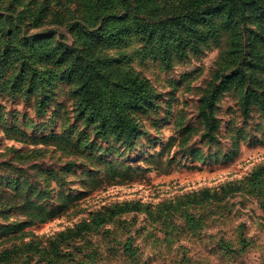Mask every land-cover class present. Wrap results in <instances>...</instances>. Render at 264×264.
I'll return each instance as SVG.
<instances>
[{
  "label": "rangeland",
  "instance_id": "374dc122",
  "mask_svg": "<svg viewBox=\"0 0 264 264\" xmlns=\"http://www.w3.org/2000/svg\"><path fill=\"white\" fill-rule=\"evenodd\" d=\"M76 1L0 0V50L11 53L0 76V252L13 250L4 264H264V11L236 15L231 35L209 7L208 38L170 60L144 56L135 37L95 52L147 81L127 142L82 111L71 57L28 59L40 43L87 38ZM23 60L33 75L59 73L45 101L37 78L13 92ZM115 205L127 210L112 215Z\"/></svg>",
  "mask_w": 264,
  "mask_h": 264
},
{
  "label": "trees",
  "instance_id": "16d2710c",
  "mask_svg": "<svg viewBox=\"0 0 264 264\" xmlns=\"http://www.w3.org/2000/svg\"><path fill=\"white\" fill-rule=\"evenodd\" d=\"M149 1L77 0L76 4L84 9V16L79 15L83 19V23L79 22V29L83 30L81 33H87V38L80 43L74 39L71 44L59 40L57 45L43 42L27 51L28 59H32L33 64L47 61L54 63L56 58L60 62H66L71 57V61L67 63L68 74L74 75V81H79L78 86L82 87V111L89 110L88 115L98 123L100 132H109L117 139L127 142H133L139 130L138 122L132 116L133 110L149 100L147 81L128 71L117 70L114 73L111 60L105 64L108 57L95 52L102 48L125 46L135 37L140 39L145 48L144 56L151 50L153 55L162 53L166 56L163 59L170 60L175 53L186 55L188 48L199 49L201 42L208 38L202 25L211 21L212 15L207 12L209 7L212 6L214 12L221 17L219 27L231 35L239 34L241 20L254 16L256 11H264V2L256 0H177L174 3L176 6L170 11L155 6L149 9ZM236 15L241 20L234 21ZM255 38L264 44V33H257ZM21 56L24 59V55ZM10 59V48L5 52L0 50V76L3 80L6 78L5 72ZM16 60L19 61L17 58ZM20 62V71L11 77L13 92L15 88L24 85L34 87L32 79L37 78L42 87V101H45L46 90L60 76L59 73L50 68L33 75V70L37 68L30 71L23 63L24 60ZM106 65H109L111 71ZM29 77L32 79L29 80ZM107 86L114 90L105 89ZM0 89L6 90L7 87L0 84ZM246 102L251 103V100L247 99ZM95 114L101 119L96 120ZM125 210L127 206L115 205L110 209V214ZM12 254L13 250L9 248L0 252V264L10 261Z\"/></svg>",
  "mask_w": 264,
  "mask_h": 264
}]
</instances>
